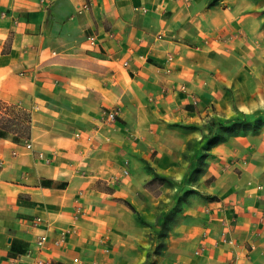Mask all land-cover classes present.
<instances>
[{"label":"crops","instance_id":"crops-1","mask_svg":"<svg viewBox=\"0 0 264 264\" xmlns=\"http://www.w3.org/2000/svg\"><path fill=\"white\" fill-rule=\"evenodd\" d=\"M262 111L264 0H0V264H141L146 164ZM205 160L156 264H264V120Z\"/></svg>","mask_w":264,"mask_h":264},{"label":"rangeland","instance_id":"rangeland-1","mask_svg":"<svg viewBox=\"0 0 264 264\" xmlns=\"http://www.w3.org/2000/svg\"><path fill=\"white\" fill-rule=\"evenodd\" d=\"M244 117V114H237L234 117H232L231 119H235V118H242ZM247 118H249L251 120V124L252 126L254 124H256L257 122H261L262 120H264V111L256 114V115H251V116H246ZM216 121V120H214ZM194 140H192L191 142V146L190 149L187 150V154L186 157H183L184 160H186L188 162L186 171L184 173V175L182 176V178H180L179 180L176 179H172V178H167L165 181H161L159 179H148L147 182V186H145L150 192H152L153 196L156 198V204H155V209H154V215L153 218L151 220L144 218L149 224L153 223L154 219H155V214L159 211L161 212H168L170 211L178 202L179 200V196H182V194L186 193L187 191L190 190H195L191 193H189L187 195V202H181V207L182 209L180 210L183 211L184 206H186L187 204H189L191 202V197L192 196H196L197 198H202V199H206L204 196L205 194H208L203 185L204 183H209V181H211L210 179H205L202 180L201 178V174H199L198 176H195L194 173H192V170L196 168V166L198 165V161L197 158L202 154L201 151V144H202V139L201 140H197L195 138H193ZM178 212V215L179 213ZM134 216L137 219V215L136 213H134ZM178 217H177V221L174 224L173 223V227L172 229L169 231V234L167 235V237L165 239H163V241L165 242L164 247L162 248L160 253H154V249L156 248V246L159 243V239L157 238L156 232L159 230V226L158 225H145V231H144V235L146 238V241L148 242L147 246H145L148 249L149 255H146V259L141 263V264H156L158 257H160L164 250L167 248L168 245V237L170 236V234L175 230V228L179 225L178 224ZM138 221V219H137ZM139 223H141L140 221H138ZM172 223V221H171ZM143 224V223H141ZM144 225V224H143Z\"/></svg>","mask_w":264,"mask_h":264},{"label":"trees","instance_id":"trees-1","mask_svg":"<svg viewBox=\"0 0 264 264\" xmlns=\"http://www.w3.org/2000/svg\"><path fill=\"white\" fill-rule=\"evenodd\" d=\"M230 122L229 124H224L221 123L220 121H214L210 120L208 127H207V132L204 135L206 138V141L201 144L200 148L202 151V154L197 158V161L199 162L198 165L196 166L195 169L192 170V173L195 174V176H198L199 174H203L205 169H206V157L208 155V152L213 144H215L218 141H224L228 138L230 134H233L238 131V129H254L260 122H257L252 126V122L249 118H247L245 115L242 118H235L228 120ZM21 128V129H20ZM20 128L18 129V133H21L22 135H26L29 132V128L27 125L23 124ZM0 135H4V132H0ZM194 140L193 138L188 139L186 141V146L184 151L182 152V156L186 157L187 150L190 149L191 142ZM146 167L152 172V178L151 179H159L161 181H165L167 178L164 176L159 175L149 164H146ZM148 182V181H147ZM147 182H145V186H147ZM195 190H190L187 191L186 193L182 194V196H179V200L177 204L168 212H157L155 214V219L153 221V225H158L159 230L156 232L157 238L159 239V243L154 249V253H160L162 248L165 245V242L163 239L167 237L169 234V231L173 227V223L175 224L177 221L178 217V212L182 209L181 207V202H187V195ZM206 199L207 198H212L214 197L213 195L210 194H205L204 196ZM126 205L137 215L138 221L143 223L144 225H150L144 218H142L139 214V212L134 208V206L125 200ZM172 221V223H171ZM146 255H149V252H147Z\"/></svg>","mask_w":264,"mask_h":264},{"label":"built area","instance_id":"built-area-1","mask_svg":"<svg viewBox=\"0 0 264 264\" xmlns=\"http://www.w3.org/2000/svg\"><path fill=\"white\" fill-rule=\"evenodd\" d=\"M86 6H87V3L82 4L83 8H85ZM90 40H91V42L94 41V36H90ZM117 117H118V108L114 107V108H110V109L104 111V119L108 123L114 122L117 119ZM27 145L31 146L30 143H28ZM126 172H127L126 169H124V173H126ZM41 221L42 220L40 217H36L34 220L35 223H39ZM44 240H45V236L44 235L40 236L39 239L37 240V244L42 245L44 243ZM222 240L223 241H230V238L227 239L226 236H223ZM200 249H202V248H200ZM200 249H197L196 253H198L200 251ZM35 264H45V263H43L41 261H36Z\"/></svg>","mask_w":264,"mask_h":264}]
</instances>
